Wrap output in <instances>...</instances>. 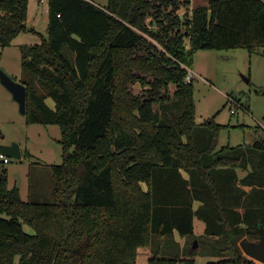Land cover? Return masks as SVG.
<instances>
[{
	"label": "trees",
	"instance_id": "obj_1",
	"mask_svg": "<svg viewBox=\"0 0 264 264\" xmlns=\"http://www.w3.org/2000/svg\"><path fill=\"white\" fill-rule=\"evenodd\" d=\"M187 1L48 0L47 36L22 45L20 81L27 122L61 126L63 161L49 164L44 201L10 187L0 160V264H138L145 246L147 264H260L239 242L264 225V133L218 149L226 125L196 121L186 77L199 49L264 54V0H203L182 15ZM29 2L0 0L2 46L37 32Z\"/></svg>",
	"mask_w": 264,
	"mask_h": 264
},
{
	"label": "rangeland",
	"instance_id": "obj_2",
	"mask_svg": "<svg viewBox=\"0 0 264 264\" xmlns=\"http://www.w3.org/2000/svg\"><path fill=\"white\" fill-rule=\"evenodd\" d=\"M94 1L101 5L107 4V0ZM202 3L206 2L188 0L179 12L182 15L186 12L192 14L193 8ZM37 7V0H30V17ZM47 26L48 0H44V6L39 7L35 25L40 32L27 31L8 46L4 47L0 44V67L20 81L21 47L24 44L40 42L42 40L40 34L47 36ZM192 66L196 70L194 76L196 121L202 123L215 116L218 123L226 125L221 130L218 149L226 145L251 144L257 129L260 133H264L263 127L259 124V122L264 124L263 52L259 50L250 52L246 48L199 49L194 53ZM48 103L54 106L51 98L48 99ZM231 107L235 108V113L231 112ZM61 137L62 129L58 124L28 123L26 115L20 111L19 102L10 90L0 83V143L16 141L23 147L30 148L34 154L31 158L23 160L10 157L11 161L5 163L6 168H10L8 173L10 187L16 183L21 184L25 193V186L30 182L32 193L38 190L42 194V200H49L53 187L49 164H59L63 161L62 146L58 141ZM204 223L202 219L196 217L197 232ZM24 228L33 232L26 223ZM175 236L177 241L185 244L186 240L183 243L179 233ZM193 242L194 239L190 244L193 245ZM198 248L199 245L196 249ZM141 250L150 251L153 255L150 247ZM150 256L139 255L138 264H147ZM190 257L186 256V258ZM193 258L194 264H208L209 261L217 259L202 254H197ZM179 264H188V262L181 261Z\"/></svg>",
	"mask_w": 264,
	"mask_h": 264
},
{
	"label": "water",
	"instance_id": "obj_3",
	"mask_svg": "<svg viewBox=\"0 0 264 264\" xmlns=\"http://www.w3.org/2000/svg\"><path fill=\"white\" fill-rule=\"evenodd\" d=\"M0 82L12 92L14 98L20 104V111L26 114L27 111L26 85L23 82L13 78L2 67H0ZM0 153L17 159H21L23 156L21 146L16 141H13L11 143H0ZM259 233H260L259 240L254 241L245 237L240 240L239 244L246 255L264 263V225L263 224L259 226ZM198 245H199L198 240L195 239L192 248L196 249Z\"/></svg>",
	"mask_w": 264,
	"mask_h": 264
},
{
	"label": "crops",
	"instance_id": "obj_4",
	"mask_svg": "<svg viewBox=\"0 0 264 264\" xmlns=\"http://www.w3.org/2000/svg\"><path fill=\"white\" fill-rule=\"evenodd\" d=\"M96 2V1H95ZM29 4H30V2H29ZM37 5H38V7L36 8V11H33V15H31V17H30V14H29V25L31 26V27H33V28H35V25H36V23H37V15H38V13H39V7L41 6V5H43L44 6V0H37ZM35 30L36 31H38L36 28H35ZM40 32V31H39ZM22 33H25V32H22ZM22 33H20L19 35H21ZM18 35V36H19ZM17 36V37H18ZM16 37V38H17ZM15 38V39H16ZM14 39V40H15ZM13 40V41H14ZM12 41V42H13ZM192 70H193V72H194V76L196 75V70H194L193 69V66H192ZM1 83V82H0ZM259 124L263 127V129H264V124L263 123H261V122H259ZM236 127V126H235ZM7 143V142H6ZM20 146H21V149H22V154H23V150H25L26 148H28V147H23L21 144H20ZM30 151H31V149L30 148H28ZM32 152V151H31ZM32 154H33V152H32ZM34 155V154H33ZM32 155V156H33ZM31 158V157H30ZM22 160L23 159H25V157H23L22 156V158H21ZM11 161V160H10ZM9 161V162H10ZM8 162V163H9ZM10 172V168H8V173ZM239 174H240V176H243L244 174H245V172H240V170H239ZM30 180V179H29ZM17 184V183H16ZM18 185V184H17ZM31 184H30V182H28L27 183V185L25 186V188H26V190H25V193H24V191H23V186L21 185V184H19L18 186H19V188H20V193H21V196H22V198L23 199H25V200H28L29 198H30V196H39L41 193L37 190V191H35L34 193H32V187L30 186ZM196 205H197V203H196ZM194 229H195V233L197 234V235H201V234H203L204 233V231H205V223L201 226V230L199 231V232H197L196 231V217H195V219H194ZM181 240L183 241V243L185 242V237H182L181 236ZM145 247H148V246H145ZM142 248H144V247H139V249H138V251H139V254H138V256L139 255H143V256H145V257H147V256H149V255H151L152 253L149 251H146V252H144V251H142L141 249Z\"/></svg>",
	"mask_w": 264,
	"mask_h": 264
},
{
	"label": "built area",
	"instance_id": "obj_5",
	"mask_svg": "<svg viewBox=\"0 0 264 264\" xmlns=\"http://www.w3.org/2000/svg\"><path fill=\"white\" fill-rule=\"evenodd\" d=\"M58 15H60V14H58ZM188 70L189 71H188L186 78L188 81H190V80L194 79V72H193L191 67H188ZM231 100H233V99H231ZM231 112L235 113L236 112L235 108L231 107ZM0 158L4 161V163H8L10 161V157L5 155V154H2V153H0Z\"/></svg>",
	"mask_w": 264,
	"mask_h": 264
}]
</instances>
